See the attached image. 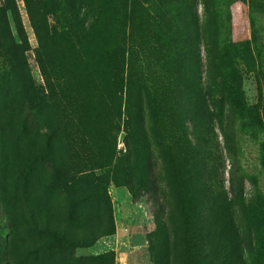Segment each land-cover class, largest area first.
<instances>
[{
	"label": "trees",
	"instance_id": "obj_1",
	"mask_svg": "<svg viewBox=\"0 0 264 264\" xmlns=\"http://www.w3.org/2000/svg\"><path fill=\"white\" fill-rule=\"evenodd\" d=\"M238 1L244 0H39L31 18L41 41L49 33L46 15L54 13L61 23L60 48L85 54L87 59L91 53L100 57L103 75L117 90L116 112L119 119L124 117L130 154L124 163L114 165L112 175L104 172L94 181L87 173L70 174L69 167L48 152L16 150L12 155L19 161L18 168L12 186L6 188L12 170L0 137V222L11 230L12 245L17 241L23 253L38 260L40 255H70L113 233L107 184H129L134 174V185L146 188L142 164L145 151L150 153V135L160 149L166 137L174 145L173 152L166 148L164 157L174 182L178 214L172 221L154 216L155 229L148 239L151 264H262L251 249L253 244L256 251L262 249L264 230L254 229L252 243L248 229L257 226L256 216L264 212V196L254 187L251 197L241 194L239 207L234 208L223 185L212 180L213 170L204 161L206 151L200 143L207 142L213 120L226 116L231 124L237 120L241 126L256 125L264 117V96L256 104H246L241 74L233 65L236 59L248 71L258 72L251 49L232 41L231 8ZM246 1L251 15L263 9L262 0ZM158 49L167 53L169 70L148 86L133 56ZM176 153L179 164L174 161ZM245 178L255 186L253 176ZM92 201L108 208L109 220L101 225L104 230L89 219ZM237 211L252 222L238 224ZM14 250L10 255L16 258ZM91 259L111 264L113 252Z\"/></svg>",
	"mask_w": 264,
	"mask_h": 264
},
{
	"label": "rangeland",
	"instance_id": "obj_2",
	"mask_svg": "<svg viewBox=\"0 0 264 264\" xmlns=\"http://www.w3.org/2000/svg\"><path fill=\"white\" fill-rule=\"evenodd\" d=\"M262 1L263 9L253 15L248 1L236 2L231 8V22L234 27L232 41L240 48L249 47L255 67L264 73ZM38 5L39 0H0V137L3 139L1 147L8 155L9 172L12 170L6 188L12 186V176L18 168L19 161L12 155L16 150L48 152L56 161L68 166L70 174L87 173L94 181L104 172L112 175L114 165L124 163L130 154L126 146L130 140L123 128L124 117L122 115L119 119L116 112L117 90L103 75L100 57L91 53L87 59L85 54L60 48L63 42L61 23L54 13L46 15L49 33L47 40L41 41L31 18ZM198 12L202 15L200 5ZM200 51L202 79L206 85L205 52L202 47ZM166 55L158 49L133 56L139 61L136 66L142 69V81L148 86L160 73L168 72ZM233 65L241 74L246 104H256L264 96V76L248 71L236 59ZM262 118V122L256 125L241 126L237 120L231 124L226 116L221 121L213 120V131L207 142L200 141L206 151L204 161L213 170L210 173L212 180L223 185L227 196L234 201V208L239 207L241 194L246 199L251 197L254 187L264 196ZM148 139L150 153L148 156L145 151L142 164L148 181L146 188L134 185V174L130 175L129 184L117 185L113 181L107 184L113 233L100 236L92 245L77 248L70 255H40L37 260L33 254L23 253L17 247V241L12 245L9 239L11 230L0 222V264H13L14 260L16 264H99L91 258L111 251V264H151L148 239L155 229L154 216L169 217L172 221L178 214L174 182L164 157L166 148L171 147L173 152L174 145L166 137L163 139L164 149H160L150 135ZM192 140L195 142L194 138ZM177 154L174 161L179 164ZM246 174L253 176L255 186L245 178ZM117 178L123 180L121 175ZM91 203L89 219L99 222V230H104L101 225L109 220L108 208L104 203ZM261 206L264 209V202ZM2 215L0 207V218ZM256 219L257 226L250 225L248 229L252 243L257 233L254 229L264 230V212ZM235 220L243 225L252 222L244 219L240 211L235 213ZM12 249H15L16 258L10 255ZM251 251L264 264V246L256 251L253 244Z\"/></svg>",
	"mask_w": 264,
	"mask_h": 264
}]
</instances>
